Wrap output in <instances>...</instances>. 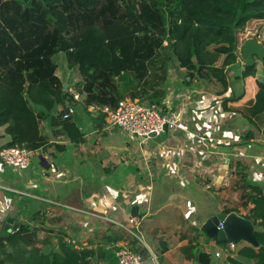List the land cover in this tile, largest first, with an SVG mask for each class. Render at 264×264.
Masks as SVG:
<instances>
[{"label": "crops", "instance_id": "obj_1", "mask_svg": "<svg viewBox=\"0 0 264 264\" xmlns=\"http://www.w3.org/2000/svg\"><path fill=\"white\" fill-rule=\"evenodd\" d=\"M256 68L252 83L242 68H229L224 93L215 80L185 83L180 70L170 76L161 109L176 126L154 147L110 126L102 112L84 109L82 96L71 104L70 123L43 124L47 142L29 166L0 163V237L12 217L20 227L42 229L41 239L64 231L79 250L101 249L93 264H117L121 245L141 253L143 264L196 263L188 247L192 228L233 209L249 193L245 181L264 191V137L246 112L264 81V63ZM7 129L0 128V150L10 142ZM227 172L230 187L223 184ZM209 244L215 250L217 243Z\"/></svg>", "mask_w": 264, "mask_h": 264}, {"label": "trees", "instance_id": "obj_2", "mask_svg": "<svg viewBox=\"0 0 264 264\" xmlns=\"http://www.w3.org/2000/svg\"><path fill=\"white\" fill-rule=\"evenodd\" d=\"M252 21H264V0H1L0 128H8L6 147L37 153L47 142L43 124L71 122L63 118L74 98L58 75L61 55L67 68L79 73L74 87L84 109L115 110L125 99L161 108L175 63L185 71V83L215 80L224 87L222 93L227 91L228 69L241 68L239 34ZM242 73L255 77L256 65H245ZM257 89L246 112L264 137V81L257 82ZM243 188L249 193L242 197V216L256 227L260 247L247 243L227 259L264 264V191L248 181ZM232 212L240 214L237 208L225 210ZM192 230L193 261L213 264L205 245L222 243L199 228ZM42 232L28 225L3 232L0 264H93L101 251L77 249L65 241L64 231L54 238L48 231L41 239Z\"/></svg>", "mask_w": 264, "mask_h": 264}, {"label": "built area", "instance_id": "obj_3", "mask_svg": "<svg viewBox=\"0 0 264 264\" xmlns=\"http://www.w3.org/2000/svg\"><path fill=\"white\" fill-rule=\"evenodd\" d=\"M241 57V56H240ZM245 62H242V71L245 69ZM69 94L74 98V102H82V96L76 91L74 86H67ZM92 112H102L106 114V121L110 126L118 127L124 133L140 140L142 144H148L153 137L159 136L164 126H176V120L168 114H163L160 107L141 103L138 100L125 99L121 101L115 110L109 107L100 108L96 105L88 106ZM75 113L73 105H69L64 119H69ZM34 153L26 147L15 146L5 147L0 150V163L7 166L23 169L29 166ZM225 187L231 186L230 173L227 172L223 182ZM131 223H135L131 220ZM123 227L122 225H120ZM223 224L219 225L221 229ZM214 255L218 259L233 257L238 252V244L225 242L215 246ZM117 264H143L144 258L141 253L121 245L117 247Z\"/></svg>", "mask_w": 264, "mask_h": 264}, {"label": "water", "instance_id": "obj_4", "mask_svg": "<svg viewBox=\"0 0 264 264\" xmlns=\"http://www.w3.org/2000/svg\"><path fill=\"white\" fill-rule=\"evenodd\" d=\"M1 1V0H0ZM240 53L246 61L247 66H254L256 62L264 63V44L257 39H253L245 43L240 48ZM67 90V85H65ZM170 126L165 125L163 132L156 137H153L148 141L151 146H157L165 142L168 138ZM5 166H7L5 164ZM223 224L222 228H219L220 224ZM20 223L14 218L9 217L5 225L6 233H13L18 231ZM203 234L211 239L220 243L231 242L239 244L246 242L253 247L259 248L260 243L256 236V229L251 220H248L239 214L232 212L230 214H217L211 216L201 228ZM5 241V237H0V242ZM200 250H197V253ZM194 264H199L198 262Z\"/></svg>", "mask_w": 264, "mask_h": 264}, {"label": "rangeland", "instance_id": "obj_5", "mask_svg": "<svg viewBox=\"0 0 264 264\" xmlns=\"http://www.w3.org/2000/svg\"><path fill=\"white\" fill-rule=\"evenodd\" d=\"M253 39H257L258 41H261L264 44V21H252L247 25L246 29L239 34L240 48L245 43H247L248 41L253 40ZM57 62L59 65L58 75L62 78L63 82L64 83L68 82L71 86H75L76 82L79 80V74H78L77 70H69L67 68L66 61L64 60V57L62 55L60 57H58ZM242 62H244V61L242 60ZM175 64H177V63H175ZM175 64L171 67V71H170L171 78H173V76L175 74H177L176 72H179V70L184 71L180 68L178 69L177 65H175ZM245 82L252 83L253 79L252 78H246ZM135 143L138 144L139 142L137 141ZM22 178L23 177L18 176L19 180H21ZM232 204H233L232 208H237L240 211L241 207H244V209H245L246 203L244 202V198L240 199L238 197V198H236V200L234 202H232ZM245 244H247V243L241 242L238 244V247H242ZM205 247H206V250L211 253L212 260H215L214 258H216V257L214 255V248L210 244L205 245ZM236 254H237V252L234 254V256H236ZM216 263L217 264H231L227 258L223 259V261L221 260V261L216 262Z\"/></svg>", "mask_w": 264, "mask_h": 264}]
</instances>
